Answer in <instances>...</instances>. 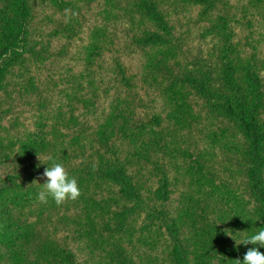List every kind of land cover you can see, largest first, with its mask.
Returning <instances> with one entry per match:
<instances>
[{
  "label": "trees",
  "instance_id": "trees-1",
  "mask_svg": "<svg viewBox=\"0 0 264 264\" xmlns=\"http://www.w3.org/2000/svg\"><path fill=\"white\" fill-rule=\"evenodd\" d=\"M223 1L125 0L128 49L141 64L129 76L117 56L112 83L118 101L106 122L94 124L72 116L66 134H59L56 122H40L34 133L0 139V165H15L0 179V264H212L211 260L225 254L226 264L242 259L240 252L229 256L236 248L218 243L223 229H212L206 219L194 226L192 235L185 234L186 215L193 217L195 210L185 207L175 215L170 208L172 183L163 163L186 152L176 136L192 131L191 103H201L204 112L233 122L247 142V190L256 204L255 217L264 224V79L260 70L264 59L239 56L231 19L220 13L216 24L208 28L216 39L215 62L206 55L189 56L175 36L169 14L177 15L186 4L215 10ZM44 4L58 12L72 6L64 0H0V95L8 92L12 97L10 78L19 73L18 98L32 100L37 112L45 110L47 98L34 76H29V65L45 64L56 55L50 42L31 33L36 8ZM99 37L88 48L89 63L102 48ZM154 50L159 54L152 55ZM139 74L143 84L154 83L155 94L166 100L163 113L147 116L142 111L148 108L135 90ZM92 94L98 97L97 92ZM87 106H92L90 101ZM53 161L76 178L77 199L57 205L51 198L46 202L36 198L43 179L41 184L33 180L42 177H36L38 171ZM27 169L22 179L18 170ZM148 177L156 180L155 189H146ZM140 216L143 221L136 228ZM162 238L165 248L159 259L143 249L148 244L157 246ZM260 251L264 253V248ZM134 253L139 260L135 261Z\"/></svg>",
  "mask_w": 264,
  "mask_h": 264
},
{
  "label": "rangeland",
  "instance_id": "rangeland-1",
  "mask_svg": "<svg viewBox=\"0 0 264 264\" xmlns=\"http://www.w3.org/2000/svg\"><path fill=\"white\" fill-rule=\"evenodd\" d=\"M64 2L67 6H72L62 12L50 5L38 6L30 26L33 37L50 42L56 54L45 64L30 62L29 65V76H34L35 82L47 98V106L45 110L37 112V106L32 100L18 98L17 84L22 78L18 77L19 73L11 77L13 85L9 90L13 91L12 97L8 92L0 95V139L19 138L34 133L40 122H56L59 134H66L65 126L72 116L79 121L103 124L118 101L115 85L112 83L117 56L125 66L127 75H135L139 70L140 58L130 55L128 49L129 37L126 30L129 21L122 11L126 7L125 0ZM225 5L227 9H224ZM218 13L227 14L231 19L230 26L235 32L233 41L239 56L243 59L253 56L257 60L264 59V0H224L215 10L186 4L183 9H179L177 15L169 11L175 25V36L184 46L186 54L206 55L211 62H215L213 45L216 39L208 28L216 24ZM97 37V45L102 48L98 49L95 60L89 63L88 48L96 43ZM155 54L159 52L154 50L152 55ZM260 70L264 79V65L260 66ZM139 76L141 77L139 74L136 78L135 90L138 96L143 97L144 105L149 109L142 111L147 116L152 112L163 113L166 100L160 98L159 93L155 94L154 83L148 81L143 84ZM94 92H97L98 97L92 94ZM121 98L123 101L124 94H121ZM88 101L92 105L90 108L87 106ZM191 105L192 131L185 130L176 136L181 150L186 152L176 154L173 161L163 160L165 167L169 169L172 183L170 208L175 215L185 207L195 210L194 216L186 215L183 223V230L188 236L192 235L194 226H199L203 219L207 220L212 229L221 226L223 232L219 233L218 243L225 248H236L235 253L229 252L230 257L240 252L243 258L247 248L253 246H237L232 237H243L264 228V224L255 217L256 204L250 199L247 190L246 139L233 122L204 112L201 103ZM122 106L124 105L121 104L120 108ZM168 112L169 110L166 114ZM49 130L50 128L45 131ZM262 145L264 149V142ZM10 165H0V179L15 167L13 163ZM20 171L23 179L30 170H18ZM43 172L38 171L36 177L42 176ZM41 178L38 177L39 181L34 179L33 182L41 184ZM262 180L264 182V170ZM147 181L146 189L157 187L155 179L148 177ZM142 221L143 216L136 219V228L141 226ZM164 248V238L157 246L148 244L143 247L153 253V256H158V259ZM133 257L135 261L139 260L136 253ZM227 261L228 254L211 260L212 264H226Z\"/></svg>",
  "mask_w": 264,
  "mask_h": 264
},
{
  "label": "clouds",
  "instance_id": "clouds-1",
  "mask_svg": "<svg viewBox=\"0 0 264 264\" xmlns=\"http://www.w3.org/2000/svg\"><path fill=\"white\" fill-rule=\"evenodd\" d=\"M47 165L42 173L44 182L41 184L42 188L36 198L41 202H46L48 198H51L57 205L62 204L65 200L77 199L80 190L76 178L70 177L61 163L53 161ZM232 239L237 246H253L247 248L242 260L236 259L237 264H264V253L258 250L264 248V228L243 237H232Z\"/></svg>",
  "mask_w": 264,
  "mask_h": 264
}]
</instances>
